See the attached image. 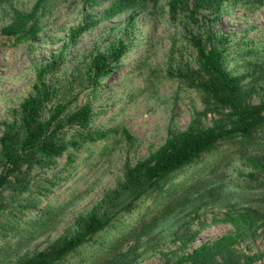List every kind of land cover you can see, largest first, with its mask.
<instances>
[{
  "label": "rangeland",
  "instance_id": "374dc122",
  "mask_svg": "<svg viewBox=\"0 0 264 264\" xmlns=\"http://www.w3.org/2000/svg\"><path fill=\"white\" fill-rule=\"evenodd\" d=\"M39 1L0 0V123L16 120L15 109L31 94L37 70L49 64L54 70L44 80L52 99L43 118L60 106L72 112L88 104L93 113L86 130L65 126L60 137L75 145L58 159L31 158L21 176L26 192L9 187L0 195V264H20L58 238L74 236L78 218L123 181L126 165L147 158L203 111L200 94L182 83L198 68L189 34L207 46L212 35L222 41L216 45L224 50L225 69L240 82L243 101H264V0H229V12L216 22L206 0L193 1L197 19L182 12L175 21L170 0H146L91 26L74 42L71 32L101 19L115 0ZM15 10L36 11L37 36L17 40L3 34ZM118 41L127 52L96 87L99 76L88 75L89 64ZM211 108L200 115L202 128L230 124L229 110ZM109 217L104 230L59 264H188L184 258L195 249L230 233L241 235L238 252L261 254L264 264V125L249 137L221 141L138 200H120Z\"/></svg>",
  "mask_w": 264,
  "mask_h": 264
},
{
  "label": "trees",
  "instance_id": "16d2710c",
  "mask_svg": "<svg viewBox=\"0 0 264 264\" xmlns=\"http://www.w3.org/2000/svg\"><path fill=\"white\" fill-rule=\"evenodd\" d=\"M146 0H115L101 19L84 22L70 34L74 42L102 20H110L124 11L143 6ZM195 0H170L169 15L177 20L180 13L189 12L193 20L199 15ZM215 9L213 21L223 12H229V0H206ZM40 0L38 3H41ZM39 4H37L38 6ZM36 6V7H37ZM36 10V9H35ZM22 13L15 10L14 21L2 29L3 34L15 36L17 40L31 39L41 30L36 11ZM189 40L197 53V69H190L187 76H183L182 83L196 90L201 97L204 109L196 114L189 127L176 134H170L165 143L147 158L136 165H126L124 179L114 190L107 192L101 202L86 216L78 218V232L72 236H62L48 248L33 255L26 256L20 264H59L69 254L84 245L88 239L101 232L109 224L111 210L117 209L118 203L124 198L136 201L142 197L147 188H154L158 183L187 166L192 165L204 154L210 153L224 140L236 137H249L264 125V101L258 104L245 103L241 96V85L236 77L229 75L224 66V50L216 45L215 35L209 37V46L194 34H189ZM218 42H222L218 40ZM128 46L124 41L114 42L105 52H98L91 60L88 75L96 76V87L101 85L102 77H107L117 66L127 52ZM54 70L53 64L39 68L31 94L15 109L16 120L12 123L2 122L0 136V195L9 188L23 194L27 190V182L21 178L24 168L32 166L31 158L53 162L58 159L68 146H74L73 141H65L60 137L65 126H76L79 130H86L90 124L93 109L86 104L72 112L66 106L56 107L47 119L43 118V110L52 99L50 86L45 82L46 74ZM211 106L229 110L230 124L226 126L201 127L200 115H207L214 109ZM129 139L132 137L126 133ZM88 142V141H85ZM131 202L126 210H130ZM250 211L240 215L245 221ZM240 234H226L211 243H206L195 249L184 259L188 264H263L259 263L261 254H246L236 250Z\"/></svg>",
  "mask_w": 264,
  "mask_h": 264
}]
</instances>
